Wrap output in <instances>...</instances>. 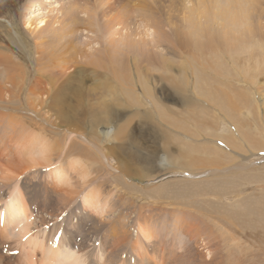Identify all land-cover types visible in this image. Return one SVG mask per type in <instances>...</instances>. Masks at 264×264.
<instances>
[{"label": "rangeland", "instance_id": "obj_1", "mask_svg": "<svg viewBox=\"0 0 264 264\" xmlns=\"http://www.w3.org/2000/svg\"><path fill=\"white\" fill-rule=\"evenodd\" d=\"M24 1L0 0V52L12 56L14 61L17 62L16 64L23 67L21 69L23 75L26 76V87L35 79L36 70L42 64L46 67L42 70L43 76L51 73L56 79L55 88L57 90L48 103L49 108H45L46 115L49 116L48 124H45L43 118L37 115L33 119L39 120L33 121L32 127L28 126L26 124L27 119L30 117L28 112L20 111L19 116H23L26 123L16 119L17 126H23L22 128L26 129L27 132H31L32 135L45 136L49 144L58 139L61 151L62 148H67L74 142L75 146L80 145V147H83L85 145V142L80 139L82 137L74 136L76 133L84 135V140L87 139V142L91 141V136L95 133L98 140L94 137H92V140L95 139L94 142L103 149L106 162L101 157L100 163L93 164L87 160L85 161L74 152L75 146L73 144L70 147H72L74 154L71 155L70 153V156L57 154L58 158H53L52 162L54 161V164L52 165H55V169H57L66 167L72 159H79L78 161L85 165L86 170L88 169L87 180L93 181V186L100 190L102 200L105 197H110L113 201L106 204L107 207L109 204L112 211L110 212L109 208V211L107 210L108 214L105 212L102 217L89 213L88 210H82L83 207H80L82 204L81 198L88 188L83 189V185L80 183L77 193L71 195L70 206L63 211L66 206L64 204L67 202L63 195H65L64 191H67L68 185L60 186L56 176L53 177V174L48 175L51 173L48 167H35L33 171L21 176L12 185L14 189L11 195L16 193L18 187L20 188V193L27 202V207L32 211L35 218L37 217L35 221L38 222L39 214L43 220L47 217V219H54L46 227L45 241L48 244L45 243V247L50 245L49 242L56 247L59 238L64 237L63 241H69V247L74 246L73 250H80L79 255H84V258L89 259L86 262L87 264H92L91 258H94V254H101V251L107 257L105 259L106 264H158L160 261L163 264H264V223L259 219L260 212L264 213V150L256 152L255 149L240 142L238 138L237 140L242 146L241 151L243 150L246 154L241 155L240 151V156H238L230 151L224 142L215 140L211 144L227 153L226 156L229 157L225 161L227 165L221 166L210 159L207 168L202 170L194 169L193 172H177L179 168H174L172 164H174L173 161L176 156L175 148L178 147L179 142L173 141L174 138L172 142H169L173 145H169L171 153L167 155L165 152L167 146L164 145L160 129L154 131L156 137L154 138V136H151L152 130L148 131L140 116L132 115L136 109L144 112L145 109H150L151 106L150 100L145 99L144 101L140 98L142 87L134 77L137 67H139L142 76L145 75L143 87L149 89L151 97L156 99L158 104L155 103V105L157 107L164 105L170 108L172 112L164 119L170 122L175 121L178 124L177 128H171L173 132L169 133V131L163 129L166 135L171 134L178 141L185 142L186 145L189 142L192 146L198 148L202 146L203 138L213 140L211 137L218 136L223 124H228L226 129L231 135L236 134V129L229 124L233 123L236 126L235 123L238 122L243 130L251 135L252 140L256 138L258 140L262 133L261 136L264 142V105H262L264 100V68H256L255 66L259 58H264V34L262 33L261 37L257 36L255 42L248 41L244 45L238 44L235 49L239 51L224 58H220L218 55V58L213 57L214 55L211 56L208 52L206 56L204 54L200 56L193 50V46L190 48L189 53L196 55L195 59L187 58L188 52L182 49L173 52V47L168 43L161 42L157 48H152V50L146 47V52L154 53L156 58L171 64V70L164 71L163 74L147 66L146 61L150 58L148 53L131 54L130 52L129 68L131 73H134L132 74L133 78H131L133 84L126 86V84L118 83L115 86V83H113L106 87L105 84L101 83L103 78L93 77L90 73L92 71L90 67L79 68V70L70 67L63 71L58 65L48 64L46 63L47 59L39 57V54L36 53L33 35L29 33L34 26L26 28L24 21L28 22V18H40L41 16L38 14L42 12H33L32 9L31 13L27 12L28 14L24 16L21 12L23 11ZM89 1L91 2V0ZM187 1L175 0L171 5L172 2L169 0H160L157 4L149 0L154 11L156 10L157 16L162 20L170 19L169 21L172 24L169 25L179 29L180 32L185 29L183 19L186 17L185 12H187L190 5H187ZM119 3L129 5L127 8L129 11V29L131 28L132 31L138 29L137 32L140 35L141 33L144 34L143 23L140 18H137L136 6H133L136 0H119ZM247 4L251 7L252 12L262 11V17L259 19L258 16H254V19H256L257 26L263 25L264 27V0H251ZM131 8H133V12ZM93 9L96 13L108 11H103V8L100 7H94ZM42 11L44 15L48 8ZM116 28L118 27L113 30H116ZM94 30L93 32L96 33L97 38L92 33L90 38H92L91 43L96 44V46L91 47L102 48L106 46L109 33L102 26ZM164 30L170 33L169 29L165 28ZM258 30L260 29L258 28ZM258 32L264 31L262 29ZM84 33L82 28H78V35L77 37L75 35L74 38L76 44L81 41L80 39L85 40ZM148 34V36L132 38L139 43L141 41L147 42L153 37L150 33ZM69 37L70 34L65 32L64 38L59 43L65 44ZM67 50L69 53H67L66 58L71 59L70 49ZM100 58L103 59L104 63L105 56L101 55ZM103 63L99 64L104 65ZM99 68L102 69L100 66ZM183 68H185L183 71L185 75L183 76H191L192 81L189 87L183 88L180 96L194 97L193 92L195 94V91L192 92V86L199 75L208 84L202 97L195 96L200 100L197 99L198 102L193 101L205 110L204 113L202 111L199 113L196 108L182 106L177 99L179 95L171 84L164 80V77L169 74L177 79L179 71ZM97 73L101 74V71L98 70ZM184 79L186 80V78ZM46 84H41V88L47 89ZM88 86L93 87V89L97 87L99 89L97 96H102L100 98L106 105L112 108L115 107L116 114L121 117L119 121L117 119L110 121V124L108 122V124H100L97 128L91 127L90 118L87 120L88 116L84 113L68 110V106L77 105L79 101L84 105L92 102V100L87 99L86 90ZM125 86L129 90L135 89V94L139 96V99L134 100L131 98L133 94L128 90L124 91L123 87L125 88ZM231 89L240 90L244 97L239 100L231 92ZM214 95L219 100L227 98L230 100L232 109H229L231 111H229L228 116H224L222 112L218 114L214 108L208 105L209 103L206 100L201 99L206 96L216 99ZM260 95H263V97H260ZM39 99L41 100V97ZM152 103L154 104V100ZM39 108L38 105L36 110L39 111ZM206 111L207 114H205ZM0 112H3V110H0ZM199 118L205 119V124L198 123ZM123 120L129 122L125 138L119 142L109 140L114 128L117 129V124L118 126L122 125L121 121ZM5 123L7 125L3 124L8 126L7 118ZM220 124L222 125L219 129ZM43 128L45 129L43 130ZM41 129L44 132H41ZM256 129L259 131L257 134ZM105 130H109L110 135L104 142L102 136ZM73 132L75 133L73 134ZM186 132L191 137V141L188 140V137L183 136L184 139L182 138V133ZM208 143L210 142L208 141ZM110 147H115L113 152L109 151ZM262 147L264 148V144ZM11 150H14V147L9 148L8 152ZM147 154L153 157L152 163L145 164L141 160ZM134 156H137V159ZM236 158L239 162L246 160L244 171L230 173L223 170L219 171V169L235 164L237 162ZM123 164L126 167H123ZM144 165H147L146 168L149 170L141 171ZM118 168L124 169L123 174L126 172V176L120 174V171L116 170ZM109 172H111L110 175H108ZM73 176L71 182L73 181V184H75L77 177ZM2 183L0 181V197L2 196L1 199H4L12 188L9 186L4 187ZM26 183L27 185H25ZM45 183L52 184L53 189L51 190L45 186ZM87 185L89 183H86L84 187ZM82 189L83 193L76 198ZM10 198H5L0 202V208L8 203ZM63 199L66 201H63ZM256 202H261V207L254 208ZM250 208H253V210H250ZM47 209L49 211H46ZM58 214L59 216L56 217ZM179 218L185 222L189 220L190 224L194 226L192 232L195 236L189 238L186 233L180 234L177 232L176 224L179 226V223H177ZM46 222L48 221L46 220ZM119 224L122 228H119ZM137 226L149 229L152 238L149 241H143ZM42 229L40 227L35 230L41 231ZM10 232L0 228V264H16L17 260L26 254L25 247L13 239L11 235L8 236ZM24 241V238L21 239V243ZM202 241L204 243L201 244ZM11 252H16V255Z\"/></svg>", "mask_w": 264, "mask_h": 264}, {"label": "bare ground", "instance_id": "obj_2", "mask_svg": "<svg viewBox=\"0 0 264 264\" xmlns=\"http://www.w3.org/2000/svg\"><path fill=\"white\" fill-rule=\"evenodd\" d=\"M151 1L157 4L160 0ZM169 1L172 2L171 5H173V2H175V0ZM249 1L251 0H188L187 5L190 4L188 7L189 9L187 10V12H185L186 17H184L183 19L185 29L184 31L180 32L179 29L173 28L172 25H169L172 24L171 21H169L170 19L162 20L159 16H157L158 14L156 10L154 11L149 0H136V3L133 6H136L135 10L137 12V18H140L143 23L142 28L144 29V34L141 33V35L137 32L138 29L136 31L130 30L131 28L129 29V11L127 9L129 5L120 4L119 0H91V2L89 0H25L23 11L21 12H23L22 14L24 16L25 14H28L27 12L31 13L30 11H32V9L33 12H42L38 14L41 16L40 18H28V22L24 21V24L26 28H32L34 26L29 33L33 35L36 53L39 54V57L47 59L46 63H53L54 65H58V67H60V69L63 71L70 67L77 68V70H79V68L90 67L92 68V71L90 73L93 75V77L97 79L103 78L101 83L105 84L106 87L109 84L113 83H115V86H117L118 83L126 84V86H129L131 85V83L133 84V80L131 78H133L132 74H134L133 72L131 73L129 68L130 52L131 54L148 53L150 55V58L146 61L147 66L149 68H154V70H158L160 73H164V71L168 72L169 70H171V64L165 60L156 58L154 56V53L146 52V47L152 50V48H157L161 42L168 43L173 47V52H177L178 49H182L185 50V52H188L187 58L195 59L197 56L189 53L190 48L193 46V50H195L196 53L200 56H203V54L204 56H206L208 53H210L211 56L214 55L213 57H217L218 55L220 58H224L236 54L239 51L235 49L238 44L244 45V43L248 41L255 42L257 36L261 37V34H264V32H258L262 29L264 31V27L263 25H256V19H254V16H258L260 19L263 14L261 10L257 13L252 12L251 7H249L247 4V2ZM86 4L88 5L87 7ZM48 6L50 7V9ZM94 7H100L103 8V11H108H101L99 13H96L93 11L95 10L93 9ZM47 8L48 11L43 15L42 10H46ZM131 10L133 12V8H131ZM98 14L100 15L98 16ZM35 23H37L38 25H36ZM101 26L104 27L106 32L109 33V37L106 40V46L102 48H94L96 44L93 43V45L91 43L92 38H90V34L92 33L94 37L97 38L95 36L96 33H94L93 31H95L94 29H97ZM115 27L118 28H116V30H113ZM35 28L37 30H33ZM78 28H82V31L85 32V40L80 39L81 41L76 44L74 38L75 35L76 37L78 35ZM165 28L169 29L170 33L166 32L164 30ZM258 28L260 30H258ZM65 32L70 34L69 39L65 44L59 43L60 40L64 38ZM148 33H150V35H153V37L147 42L141 41V43H139L135 39H133L137 37L139 38L142 36H148ZM12 37L14 36L12 35ZM95 38L93 39L94 41ZM67 49H70L71 59L66 58L68 56L67 53H69ZM101 55L105 56L104 63L103 59L100 58ZM175 56H177V54H175ZM16 63L17 62L14 61L12 56H9L7 53L0 52V110H3V112H0V181L3 182L2 186H9L10 188H12V185H14L21 176L28 174L30 171H33L35 167H48L51 171V173L48 175L50 176L51 174H53V177L56 176L57 180L60 183V186L68 185L67 191H64L65 195H63L64 199L67 200L66 204H64V206H66L63 211L68 206H70L71 203L69 200L72 199L71 195H75L77 193V188H79V184L82 183L83 189L88 188V190L83 194L81 198L82 204L80 207H83L82 210H88L89 213L91 212L92 214H95L99 217H102L105 212H107L108 214L109 210L110 212L112 211V208L109 206V204L113 201L110 197H105L104 200H102L100 190H98L96 186H93V181L91 182L90 179L87 180L88 169L86 170V167H84L85 165L82 164L81 161H78L79 159H72L70 162H68L66 167L55 169L56 166L52 165L54 164V161L52 162L53 158H58L57 154H61V156H70L71 153V155H73L74 153L72 152L73 150L70 146H72L73 144L75 146V142L69 145L67 148H62L61 151V145L59 144L58 139L52 141L49 144L45 136L39 134L32 135L31 132H27L26 129L22 128L23 126H17V120H22L26 123L23 116H19L20 111L28 112L30 116L29 119H27L28 122L26 123L28 126L32 127V125L34 124L33 121L36 122V120H39L33 119V117L37 115L40 118H43V122L45 124H48L49 116L46 115L45 108H49L48 103L52 100V97H54L53 95H55L57 88H55L56 79L51 73H48V75L44 74L43 76L42 70L46 67L42 66V64L36 70L35 79L28 87H26V76L23 75V71L21 69L23 67H19V65H17ZM99 63H103L104 65H100ZM131 65H133V63H131ZM99 66L103 70L100 69ZM255 66L256 68H264V58H259ZM184 69L185 68L179 71L177 79L175 76H170L171 74H169L164 77V80L169 82L172 88L179 95L177 96V99L178 101H180L182 106H185L186 108H196L197 110H199V113L201 111L204 113L205 110L201 109L197 105V103H194L193 101L198 102V100H200L195 96L202 97V95L205 94V90L208 84L202 79L203 77L199 75L197 76L198 79L194 82L195 84H192V92L194 90L196 95L193 92L194 97L180 96L183 88L189 87V84L192 81L191 76H183L185 75L183 73ZM98 70L101 71V74L97 73ZM90 73L88 74V76L90 75ZM134 77L136 78V82H139L142 87V91H140V98H142L144 101L145 99L150 100L151 106L149 107L150 109L147 108V110L145 109L144 112L136 109L132 115L140 116L143 123L146 124L148 131L152 130V137L154 136V138H156L154 131L160 129L159 131L162 135L163 142L165 143L164 145L167 146L165 147V152L167 155L171 153L169 145H173L169 144V142H172L173 138V141L179 142L178 147L175 148L176 156L174 157V164L171 163L174 168H179L180 171L177 170V172H193L192 170L194 169L202 170L204 168H207V165L209 163L208 161L210 159L214 160L215 162H217L216 164H219L221 166L227 165V162H225L227 161L226 159L229 158L228 156H226L227 153H224L221 149L216 147V145L211 144V142L215 140H221L222 142H224L230 149V151H233L238 156H240V151L242 149L239 141L243 142L245 145L250 146L252 149H255L256 152H261L264 150V148L262 147V145L264 144L261 136L262 133L260 132L261 135L258 134L260 135L258 140L257 138L252 140L251 135L248 134L246 130L244 131L238 122L235 123L236 126H234L233 123L229 124L236 129V134L231 135L228 129H226L228 124H223L221 132L218 136L216 135L214 137H211L213 140L203 138L204 142L202 146L198 148L192 146L189 142H187L186 145L184 144L185 142L182 143L181 141H178L176 137L171 136V134L166 135L163 129L169 131L170 133L173 132L171 130L177 128L176 126L178 125L175 121L170 122L164 119L165 117H167V115L172 113L170 108L164 105H160V107H157L155 105V103L158 104L156 99H153V97H151V94L148 91L149 89L143 87V78L145 77V75L142 76L139 67H137L136 75ZM184 78H186V80ZM180 79H182L183 81ZM41 84H46L47 89L41 88ZM126 86L125 88L123 87L124 91H130L134 96H132L131 98H133L134 100L139 99V96L135 94V89L129 90V88H126ZM86 91L88 97L87 99H89V101L92 100V102H90L88 105H84L79 101L77 105L68 106V110H71V112L75 111L84 113L86 116H88L87 120L90 118V126L96 128L100 124H108V122L110 124V121H115L117 119L118 121L120 120L121 117L116 114L115 107L112 108L111 106L106 105L100 98L102 96H97L99 93V89L97 87L93 89V87L90 88L88 86V89ZM231 92L236 97H238L239 100L244 97L243 93H241L240 90L231 89ZM214 96L216 97V99H213L209 96L203 97L201 99L206 100L207 103H209L208 105L214 108L218 114L222 112L224 116H228L229 111H231L229 109H232V103L230 102V100L228 98L225 100H219L216 95ZM40 97L41 100L39 99ZM260 97H263V95H260ZM115 98L118 99L116 96ZM153 100L154 104L152 103ZM262 103V105H264V100ZM38 105L40 107L39 111L36 110V107H38ZM205 114H207V111ZM6 118L8 126H6L7 124L5 123ZM205 122V119L199 118L198 123L205 124ZM3 123L6 125H4ZM12 123L13 125H11ZM121 123L122 125L120 126H118L117 124V129L114 128V131L112 132V135L110 137L109 130H105V133L102 136L104 142L108 137L110 138L109 140L115 142H119L121 141V139L125 138L124 136L126 134V129L129 125V122L123 120L121 121ZM221 125L222 124L219 125V129ZM44 129L45 128H43V130ZM43 130L41 129L40 131L42 132ZM258 132L259 131L256 129V134ZM74 133L75 132H73V134ZM182 134L183 135L181 136L183 139V136H185V138L188 137V140L191 141V137H189L187 132ZM95 135L96 134L94 133V135L91 136V141H89L88 139L89 142H87V139L84 140V135H79V133H76V135H74L75 137H82L80 139L85 142V145L83 147H80V145L75 146L74 152L85 161L87 160L89 162H92L93 164L100 163V157L104 160L106 159V156L103 155V149L100 148V146L97 145L96 142H94V140L97 139V136ZM92 137H94L95 139L92 140ZM178 137L180 138V136ZM238 138L240 139L239 141L237 140ZM208 141L210 143H208ZM11 147H14V150L8 152V149ZM114 148L110 147L109 151L113 152ZM241 155H246L243 150L241 151ZM136 157L137 156H134V158ZM152 159L153 157L149 154L144 155V157L141 158V160L145 162V164L152 163ZM236 160L237 164L235 163L233 165L226 166L223 169H219V171L223 170L226 173L242 170L244 171V169L246 168V160L242 162H239L238 158H236ZM122 166L126 167V165L124 164ZM146 166L144 165L141 171L147 170L148 168H146ZM165 167H167V165ZM253 168L256 169L255 167ZM116 170H119L120 174H123L124 172V169L118 168ZM125 173L123 174L124 176H126ZM110 174L111 172L108 173V175ZM73 175L77 177V181L75 184H73V181L71 182ZM110 180H112V178H110ZM86 183H89V185L84 187ZM25 185H27V183ZM51 185L45 183V186L52 190L53 187ZM18 188L14 195H11V192L14 189L12 188L6 194L4 199H1L2 196L0 197V202L5 200V198L11 197L10 199H8V203H5V205L0 208V223L2 221L1 229H4V231L7 232L11 231L8 236L11 235L13 239L17 240L26 249V254H24L25 257H23V255L20 259L17 260L16 264H87L86 262H88L89 259L84 258V255H79L78 252L80 250H73L74 246L69 247V241H63L64 237L59 238L58 242L56 243V247L50 242V245H48V247H45L47 232L46 227L54 219L52 220L49 218V221L47 217L45 220H43L38 213V222L35 221L37 217L35 218L32 211L27 207V202L25 201L23 195L20 193V188ZM83 189L82 191L80 190L81 192L80 194H78V196H76V198L81 196V194L83 193ZM64 199L63 201H66ZM107 203H109L108 207L106 206ZM256 207H261V202H256L254 204V208ZM250 210H253V208H250ZM46 211L49 210L47 209ZM260 213L261 214L259 215V219L264 223V213ZM59 214L56 215V217L59 216ZM52 215H54V213H52ZM33 220L35 221V223ZM46 220L48 222H46ZM177 221V223H179V226L176 224L177 232H179L180 234L186 233L189 238L190 236L193 237L194 233L192 232V227L194 226L190 224L189 220L188 222H185L184 220L179 218ZM40 227L43 228L41 231L35 230L36 228ZM137 227L139 228V234L143 241H149L152 238V234L150 233L149 229H144L140 226ZM119 228H122L120 224ZM23 238L25 241L21 243V239ZM202 243L204 242L202 241L201 244ZM106 258L107 257H105L101 251V254H94V258H91V261H93L92 264H106ZM160 262L158 264H160ZM161 264L163 263L161 262Z\"/></svg>", "mask_w": 264, "mask_h": 264}]
</instances>
